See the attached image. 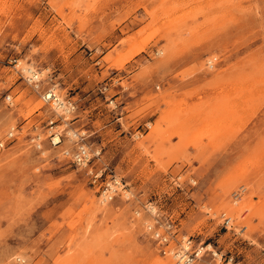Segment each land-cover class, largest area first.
Listing matches in <instances>:
<instances>
[{"label": "rangeland", "instance_id": "1", "mask_svg": "<svg viewBox=\"0 0 264 264\" xmlns=\"http://www.w3.org/2000/svg\"><path fill=\"white\" fill-rule=\"evenodd\" d=\"M48 88L75 103L67 127ZM50 120L99 157L73 164ZM10 128L0 264H173L146 232L149 202L171 245L211 244L196 264H264V0H0V136ZM103 167L100 183L125 186L104 202L87 173Z\"/></svg>", "mask_w": 264, "mask_h": 264}, {"label": "built area", "instance_id": "2", "mask_svg": "<svg viewBox=\"0 0 264 264\" xmlns=\"http://www.w3.org/2000/svg\"><path fill=\"white\" fill-rule=\"evenodd\" d=\"M17 65V64H15ZM24 79L31 85L34 89H39L40 76L39 72L33 67H26V72H24ZM42 101L49 105L53 110L59 108L60 116H62V121L67 127L68 115L74 112L76 106L71 99L61 98L53 88H48L41 93ZM6 100L10 102V96H6ZM8 102V103H9ZM50 125L49 141L50 144L55 147L62 144L63 138H67L72 142V147H64L61 150L63 156L75 164L78 167L87 168L89 163L94 159L98 158L100 151L96 148H91L85 142V133L78 132L76 130L66 131L64 128L59 129L58 125H53V121H49ZM65 131V132H62ZM16 130L15 128H10L2 136H0V150L4 148L11 140L15 138ZM40 135H33L31 141L36 147H40ZM106 170L105 167L100 169L88 168L87 173L90 174L91 183L98 184L99 197L101 201H110L113 197L123 190H125L124 184L115 176V174H110V176L103 180L101 183L99 178L103 175ZM152 208H155L152 212ZM142 210L149 216V220L145 222L146 232L149 233L151 238L156 242V246L159 252L164 256H169L173 260V264H196L198 260L202 258L207 248L203 245H193L189 237H183L178 243L171 245L174 239V227L165 221L164 224L160 221L159 213L156 207L152 203H145L142 206ZM136 215L141 213V210H136L134 212ZM224 221L226 225H230L231 219L225 217ZM164 226V227H163ZM212 257L217 256V253L210 249ZM221 255L219 259H221ZM226 264H237L232 258H229Z\"/></svg>", "mask_w": 264, "mask_h": 264}, {"label": "bare ground", "instance_id": "3", "mask_svg": "<svg viewBox=\"0 0 264 264\" xmlns=\"http://www.w3.org/2000/svg\"><path fill=\"white\" fill-rule=\"evenodd\" d=\"M21 69H22L24 72H26V67H25V66H22ZM41 72H42V71H41ZM40 74H41V73H40ZM40 74H39V75H40ZM55 111L60 113L61 110H60L59 108H57ZM154 209H155V208H152V209H151L152 212L154 211ZM207 248H211V244H207ZM19 259H20V258H19Z\"/></svg>", "mask_w": 264, "mask_h": 264}]
</instances>
